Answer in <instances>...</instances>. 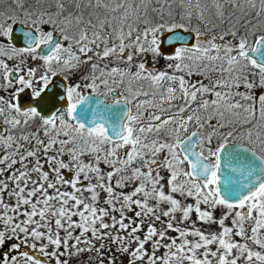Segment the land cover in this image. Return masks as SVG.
Masks as SVG:
<instances>
[{
	"label": "snow or ice",
	"instance_id": "1",
	"mask_svg": "<svg viewBox=\"0 0 264 264\" xmlns=\"http://www.w3.org/2000/svg\"><path fill=\"white\" fill-rule=\"evenodd\" d=\"M0 92V264H264V0H0Z\"/></svg>",
	"mask_w": 264,
	"mask_h": 264
},
{
	"label": "water",
	"instance_id": "2",
	"mask_svg": "<svg viewBox=\"0 0 264 264\" xmlns=\"http://www.w3.org/2000/svg\"><path fill=\"white\" fill-rule=\"evenodd\" d=\"M27 30V27L25 25H21L19 23L13 25V43L16 45V46H23V37H22V33L24 31ZM183 35L185 36L186 39H188V34L186 33H183ZM164 36L167 38L168 36H172L173 39H174V36L175 34H168V33H165ZM175 42V41H174ZM178 43V42H177ZM164 47L167 49L168 48V44H167V39H165V44H164ZM55 83L58 85L60 82H61V78L58 76V77H55L53 78ZM54 91H59V89H53ZM59 106V104H57V107ZM237 178H238V174H237Z\"/></svg>",
	"mask_w": 264,
	"mask_h": 264
},
{
	"label": "flooded vegetation",
	"instance_id": "3",
	"mask_svg": "<svg viewBox=\"0 0 264 264\" xmlns=\"http://www.w3.org/2000/svg\"><path fill=\"white\" fill-rule=\"evenodd\" d=\"M29 3L31 4V3H32V0H29ZM17 47H20V46H17ZM162 62H163V61H161V65H162ZM36 65H39V63H35L33 66H36ZM161 65H160V66H161ZM0 94H3V95H5V96H7V93H4V92H0ZM108 102H110V99H109ZM58 107H60V105H59ZM25 250L30 251L29 249H25ZM37 255H38V253H37Z\"/></svg>",
	"mask_w": 264,
	"mask_h": 264
},
{
	"label": "rangeland",
	"instance_id": "4",
	"mask_svg": "<svg viewBox=\"0 0 264 264\" xmlns=\"http://www.w3.org/2000/svg\"><path fill=\"white\" fill-rule=\"evenodd\" d=\"M35 63H41L40 61H36ZM163 64H164V62H162V65H161V67H163ZM194 218V217H193ZM30 250V252L32 251L31 249H29Z\"/></svg>",
	"mask_w": 264,
	"mask_h": 264
}]
</instances>
